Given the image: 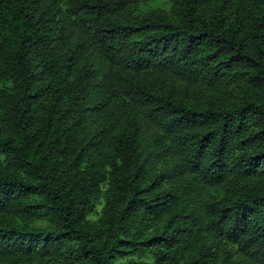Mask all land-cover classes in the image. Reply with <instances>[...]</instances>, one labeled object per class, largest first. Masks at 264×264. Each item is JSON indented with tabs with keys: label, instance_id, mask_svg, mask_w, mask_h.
<instances>
[{
	"label": "trees",
	"instance_id": "1",
	"mask_svg": "<svg viewBox=\"0 0 264 264\" xmlns=\"http://www.w3.org/2000/svg\"><path fill=\"white\" fill-rule=\"evenodd\" d=\"M0 0V264H264V0Z\"/></svg>",
	"mask_w": 264,
	"mask_h": 264
},
{
	"label": "rangeland",
	"instance_id": "2",
	"mask_svg": "<svg viewBox=\"0 0 264 264\" xmlns=\"http://www.w3.org/2000/svg\"><path fill=\"white\" fill-rule=\"evenodd\" d=\"M152 6H154V7H155V6H160V7H162V8H166V7H167V5H166V3H165L164 0H161V1H159V2L156 1V3H153Z\"/></svg>",
	"mask_w": 264,
	"mask_h": 264
}]
</instances>
